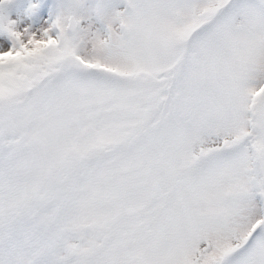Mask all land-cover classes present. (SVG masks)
I'll list each match as a JSON object with an SVG mask.
<instances>
[{"label":"snow or ice","instance_id":"snow-or-ice-1","mask_svg":"<svg viewBox=\"0 0 264 264\" xmlns=\"http://www.w3.org/2000/svg\"><path fill=\"white\" fill-rule=\"evenodd\" d=\"M12 3L0 264H264V0Z\"/></svg>","mask_w":264,"mask_h":264},{"label":"rangeland","instance_id":"rangeland-1","mask_svg":"<svg viewBox=\"0 0 264 264\" xmlns=\"http://www.w3.org/2000/svg\"><path fill=\"white\" fill-rule=\"evenodd\" d=\"M33 2L35 0H13L12 5L8 9L10 17L14 20H22L24 23H27L26 10Z\"/></svg>","mask_w":264,"mask_h":264}]
</instances>
